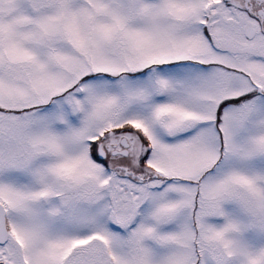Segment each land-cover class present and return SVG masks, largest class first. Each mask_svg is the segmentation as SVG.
<instances>
[{"label":"snow or ice","instance_id":"obj_1","mask_svg":"<svg viewBox=\"0 0 264 264\" xmlns=\"http://www.w3.org/2000/svg\"><path fill=\"white\" fill-rule=\"evenodd\" d=\"M0 264H264V0H0Z\"/></svg>","mask_w":264,"mask_h":264}]
</instances>
